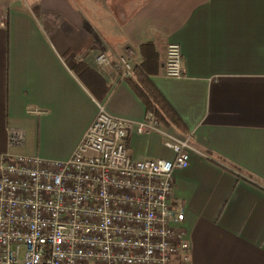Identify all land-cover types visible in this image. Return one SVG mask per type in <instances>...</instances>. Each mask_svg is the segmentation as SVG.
<instances>
[{
  "label": "crops",
  "instance_id": "crops-1",
  "mask_svg": "<svg viewBox=\"0 0 264 264\" xmlns=\"http://www.w3.org/2000/svg\"><path fill=\"white\" fill-rule=\"evenodd\" d=\"M1 18L0 154L22 153L25 139L8 145L10 127L33 128L65 139V151L46 154L66 159L97 103L143 120L129 81L95 61L130 46L186 131L160 127L196 149L173 171L189 264H264V0H0ZM169 43L180 47L178 78L164 74ZM79 62L92 72L81 79ZM161 141L131 128L127 153L171 158Z\"/></svg>",
  "mask_w": 264,
  "mask_h": 264
},
{
  "label": "built area",
  "instance_id": "built-area-1",
  "mask_svg": "<svg viewBox=\"0 0 264 264\" xmlns=\"http://www.w3.org/2000/svg\"><path fill=\"white\" fill-rule=\"evenodd\" d=\"M95 61L121 78H133L139 64L130 46L115 60L101 52ZM164 74L182 75L177 43L166 47ZM131 128L159 133L172 157H131ZM189 138L162 129L150 113L136 121L97 103L66 159L0 154V264H189L183 212L173 203V171L196 151ZM7 139L20 147L24 132L10 127Z\"/></svg>",
  "mask_w": 264,
  "mask_h": 264
},
{
  "label": "trees",
  "instance_id": "trees-1",
  "mask_svg": "<svg viewBox=\"0 0 264 264\" xmlns=\"http://www.w3.org/2000/svg\"><path fill=\"white\" fill-rule=\"evenodd\" d=\"M76 75L81 79V72L92 73L83 63L74 67ZM142 64L133 68V78H125L143 102L146 111L152 114L162 127L174 126L181 131H186V126L174 108L145 75ZM94 75V74H93Z\"/></svg>",
  "mask_w": 264,
  "mask_h": 264
},
{
  "label": "rangeland",
  "instance_id": "rangeland-1",
  "mask_svg": "<svg viewBox=\"0 0 264 264\" xmlns=\"http://www.w3.org/2000/svg\"><path fill=\"white\" fill-rule=\"evenodd\" d=\"M64 141L65 139L59 137L55 131L38 132L32 128L29 133L25 131V144L22 153L43 158H54L55 156H49L46 153L54 154L57 151H65L66 143L64 144Z\"/></svg>",
  "mask_w": 264,
  "mask_h": 264
}]
</instances>
